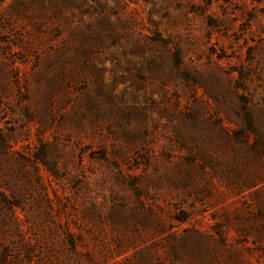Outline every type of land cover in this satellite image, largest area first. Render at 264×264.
<instances>
[{
    "label": "rangeland",
    "instance_id": "obj_1",
    "mask_svg": "<svg viewBox=\"0 0 264 264\" xmlns=\"http://www.w3.org/2000/svg\"><path fill=\"white\" fill-rule=\"evenodd\" d=\"M0 264H264V0H0Z\"/></svg>",
    "mask_w": 264,
    "mask_h": 264
}]
</instances>
